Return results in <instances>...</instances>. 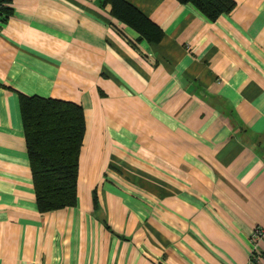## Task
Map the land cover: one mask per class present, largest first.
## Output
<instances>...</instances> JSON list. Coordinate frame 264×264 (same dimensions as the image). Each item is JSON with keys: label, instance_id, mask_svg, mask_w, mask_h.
I'll use <instances>...</instances> for the list:
<instances>
[{"label": "crops", "instance_id": "1", "mask_svg": "<svg viewBox=\"0 0 264 264\" xmlns=\"http://www.w3.org/2000/svg\"><path fill=\"white\" fill-rule=\"evenodd\" d=\"M6 0L0 264H246L264 228V0L212 23L176 0ZM21 97L85 115L78 203L40 214Z\"/></svg>", "mask_w": 264, "mask_h": 264}, {"label": "trees", "instance_id": "2", "mask_svg": "<svg viewBox=\"0 0 264 264\" xmlns=\"http://www.w3.org/2000/svg\"><path fill=\"white\" fill-rule=\"evenodd\" d=\"M112 16L133 29L142 40L159 44L163 34L149 19L123 0H103ZM192 6L215 23L236 9L234 0H176ZM5 5L6 0H2ZM9 9H1L3 24ZM20 110L26 149L32 172L36 205L40 214L73 209L78 203L80 155L86 134L83 109L73 103L21 97Z\"/></svg>", "mask_w": 264, "mask_h": 264}, {"label": "built area", "instance_id": "3", "mask_svg": "<svg viewBox=\"0 0 264 264\" xmlns=\"http://www.w3.org/2000/svg\"><path fill=\"white\" fill-rule=\"evenodd\" d=\"M5 5L0 0V13ZM3 29V23L0 19V35ZM251 251L246 264H264V228H257L251 237Z\"/></svg>", "mask_w": 264, "mask_h": 264}]
</instances>
